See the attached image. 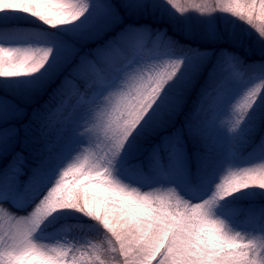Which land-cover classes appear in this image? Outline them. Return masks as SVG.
<instances>
[{
	"label": "snow or ice",
	"instance_id": "6c2138e0",
	"mask_svg": "<svg viewBox=\"0 0 264 264\" xmlns=\"http://www.w3.org/2000/svg\"><path fill=\"white\" fill-rule=\"evenodd\" d=\"M0 264H264V0H0Z\"/></svg>",
	"mask_w": 264,
	"mask_h": 264
},
{
	"label": "rangeland",
	"instance_id": "374dc122",
	"mask_svg": "<svg viewBox=\"0 0 264 264\" xmlns=\"http://www.w3.org/2000/svg\"><path fill=\"white\" fill-rule=\"evenodd\" d=\"M182 2H184L186 5H190L191 2H192V0H182ZM195 2L196 3H199L200 0H195ZM210 2H211V0H210ZM83 147H87V145H84ZM78 157H80V153H73V155H72V159L73 160L76 159V158H78ZM68 162H71V160L68 161ZM256 163H259V161H256Z\"/></svg>",
	"mask_w": 264,
	"mask_h": 264
}]
</instances>
